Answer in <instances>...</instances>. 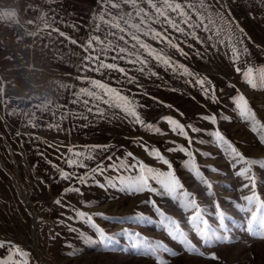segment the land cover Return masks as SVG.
<instances>
[{"label": "rangeland", "instance_id": "rangeland-1", "mask_svg": "<svg viewBox=\"0 0 264 264\" xmlns=\"http://www.w3.org/2000/svg\"><path fill=\"white\" fill-rule=\"evenodd\" d=\"M181 2L187 23L165 14L183 31L140 0H104L68 34L53 12L43 55L0 73V258L264 264V0Z\"/></svg>", "mask_w": 264, "mask_h": 264}, {"label": "crops", "instance_id": "crops-1", "mask_svg": "<svg viewBox=\"0 0 264 264\" xmlns=\"http://www.w3.org/2000/svg\"><path fill=\"white\" fill-rule=\"evenodd\" d=\"M103 1L0 0V73L22 68L36 54L43 55L53 12L60 14L62 26L67 28L64 33L68 34L70 29L85 27L87 12L100 8ZM65 41L69 43L70 39L66 37Z\"/></svg>", "mask_w": 264, "mask_h": 264}, {"label": "snow or ice", "instance_id": "snow-or-ice-1", "mask_svg": "<svg viewBox=\"0 0 264 264\" xmlns=\"http://www.w3.org/2000/svg\"><path fill=\"white\" fill-rule=\"evenodd\" d=\"M140 2L146 4L149 8L150 11H154L155 14H157L160 17H163L164 20L166 22H168V24L174 28H176L179 31H183V29L179 28V25L176 23V21L172 20L170 15H166L165 13H177L180 18L187 23L188 21L185 19V17H187L188 13L184 10L186 5L184 3L181 2V0H159L158 3L154 2V0H140ZM123 3L125 4H131L133 6L137 5V0H123ZM201 3H203V0H201ZM112 7H117L116 4H113ZM125 15H128L127 13ZM143 15L144 17H148V12H143V13H137V16ZM143 23V21H139L138 23L131 25L130 27H134L137 29V31L140 30V25ZM115 27L119 30V31H123L122 29L119 28V25H115ZM157 35H160L159 33H157ZM121 39H123V37H121ZM132 39L138 40V37L133 34ZM121 51H123V49H121ZM113 67V65H102V67ZM247 75L249 77H251L252 75V70L249 69V72L247 73ZM262 80H264V76L261 77ZM99 87L104 88V85H99ZM109 91H111L109 89ZM121 101L125 102V103H130L126 100L125 97H120ZM240 108L241 111L243 112V114L245 116H249L251 113V109L248 107V103L247 101L244 100L243 97L240 98ZM126 111H128V109H126ZM131 115H135L134 111L130 112ZM137 119H139L137 117ZM129 155H131L129 153ZM69 163L71 164L72 162L69 161ZM143 168V166H142ZM148 172H151V169L147 170ZM65 177L67 178V175L64 174ZM164 186L165 188L169 191V192H175L177 187H179V183L178 181L174 178V177H169L165 182H164ZM128 187L131 188L133 191H142L146 188H148V184H147V177H145L144 175H141L137 178H133L130 179L128 182ZM251 200V198H250ZM186 207H192L195 208V202L194 201H186L185 203ZM195 221H199V213H197V215L193 218ZM252 220L255 221L257 220V217L255 215H253ZM251 224V221H250ZM257 230L259 233H264V216H261L259 218V221L257 223ZM97 231L100 233V236L102 239H106L109 242L111 241V238H106L102 232V230L97 229ZM174 238L182 240V242L184 243V245L186 246V249L190 252H193L197 255H203V253H201L199 251V249H197L196 247H194L191 242L184 236V234L182 232L179 231H174L173 233ZM200 235L202 237H209V231H204L201 230L200 231ZM212 238V237H209ZM218 239H225L224 237H218ZM5 247L4 243H0V248ZM155 250L157 251H163V252H170V249H168L166 246L159 244L156 245ZM22 250H20L19 248L15 249L16 253H20ZM12 253L13 250L11 248V245L8 246V258H0V264H13L12 262ZM172 255H175V253H171ZM212 259H217V257H215L214 255L211 257Z\"/></svg>", "mask_w": 264, "mask_h": 264}, {"label": "built area", "instance_id": "built-area-1", "mask_svg": "<svg viewBox=\"0 0 264 264\" xmlns=\"http://www.w3.org/2000/svg\"><path fill=\"white\" fill-rule=\"evenodd\" d=\"M5 46L8 47L9 46V43H5Z\"/></svg>", "mask_w": 264, "mask_h": 264}, {"label": "bare ground", "instance_id": "bare-ground-1", "mask_svg": "<svg viewBox=\"0 0 264 264\" xmlns=\"http://www.w3.org/2000/svg\"><path fill=\"white\" fill-rule=\"evenodd\" d=\"M26 194V193H25ZM118 206H121L119 203H118Z\"/></svg>", "mask_w": 264, "mask_h": 264}]
</instances>
